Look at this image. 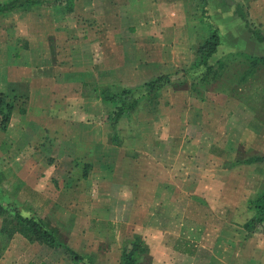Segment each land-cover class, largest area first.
<instances>
[{
    "label": "rangeland",
    "instance_id": "obj_1",
    "mask_svg": "<svg viewBox=\"0 0 264 264\" xmlns=\"http://www.w3.org/2000/svg\"><path fill=\"white\" fill-rule=\"evenodd\" d=\"M125 1L98 5L104 16L116 10L107 26L85 0L72 12L0 15V87L36 79L31 97L3 93L13 107L0 129V264H120L135 238L147 248L137 264H264V225L243 229L264 187V161L244 163L264 156V39L253 35L264 38V0L158 4L155 22L149 0L133 14ZM170 8L190 18L169 20ZM213 29L209 70L196 50ZM159 75L169 83L133 109L102 97Z\"/></svg>",
    "mask_w": 264,
    "mask_h": 264
},
{
    "label": "trees",
    "instance_id": "obj_2",
    "mask_svg": "<svg viewBox=\"0 0 264 264\" xmlns=\"http://www.w3.org/2000/svg\"><path fill=\"white\" fill-rule=\"evenodd\" d=\"M75 0H5L0 2V15L17 11L19 9H24L26 7L33 6H44V7H63L65 9H71L73 7ZM245 25L249 26L248 22L245 21ZM260 33V32H259ZM258 33V30L253 33L257 36L259 41L264 38L262 34ZM220 44L219 33L217 29H213L209 36L198 46L197 55L200 59L202 65L211 70L212 66L208 64L207 59L212 56L218 45ZM170 78L168 75H159L151 80L144 82L141 86L135 89H123L119 92H111L108 89H102V97L104 100L125 103L128 105L129 109H133L139 101V97L146 94L152 93L156 90L161 89L164 85L169 83ZM136 92L137 95L133 97V93ZM128 99L129 102H125ZM13 107L11 101H7L6 96L0 93V129L6 130L7 124L9 122L10 113ZM124 113L122 104L118 105L114 111L112 124L115 125L117 120ZM264 161V156H250L244 160V163L262 162ZM249 207L253 211L252 216L243 223V229L247 233L256 231L264 225V187L259 191V193L252 199L249 200ZM6 213L7 210L0 205V214ZM15 217L18 221H21L26 229L37 232L44 240L46 244L57 245L60 244L55 240L53 235L47 231L40 222H36L32 218H27L22 216L18 211L15 212ZM38 236V237H39ZM65 251L71 255L75 260L84 261V257L77 254L75 251L68 247H65ZM147 252V248L144 244L140 242L139 239H134L122 249L121 253V263L120 264H137L139 258ZM1 256V253H0ZM88 264H91L90 260H86Z\"/></svg>",
    "mask_w": 264,
    "mask_h": 264
},
{
    "label": "crops",
    "instance_id": "obj_3",
    "mask_svg": "<svg viewBox=\"0 0 264 264\" xmlns=\"http://www.w3.org/2000/svg\"><path fill=\"white\" fill-rule=\"evenodd\" d=\"M85 1L88 2L87 5H86V10L88 11L90 9L88 15L91 17V19L100 21L101 24H102V26H107L106 25L107 23H105V21L106 22H110V21L115 20V17H116V13H115L116 10L115 9L111 13H107L106 16H104L105 14H103L102 12H100V11H102V7L101 6L103 5V0H85ZM96 1H99V2L96 3ZM129 1L130 0H126L125 2H128V5L131 6V7L130 6H127L128 7L127 8L128 9V12H131V13H132V9L134 10V8L132 7L133 5H135L136 3H138L139 6H141V4L143 2V0H131L130 3H129ZM148 2L150 3V5H153V6L155 5L154 7L150 6L148 8L149 9L148 10V14L151 16L150 17L151 18L150 20H152L154 22L157 21L158 16L160 14H162L161 13V10H160L161 8L158 7L159 6L158 4L170 5V6L173 5V7H175V6H181L180 7V10L181 11H183L184 9L186 10V5L193 6V3H192L193 0H192V2L189 1V0H153V1L152 0L150 1L149 0ZM98 5H100V7H99L100 8V11L99 12H97ZM56 8L57 9H61L59 7H55V9ZM141 10L142 9L139 8V11H141ZM168 10H170L169 11L170 15L168 17L169 20H185V19L188 20L190 18V17L189 18L187 17V13L186 12L183 13V15H184L183 17H181V16L180 17H176L174 15L175 12H173L172 8H170ZM165 11H166V9H165ZM71 12H72V9H71ZM71 12L69 11V13H71ZM188 15H189V13H188ZM130 20H134V18L133 17H130ZM23 80H26V82L25 83H19V82H17V83H15L13 85L12 84H5L4 86H1L0 87V93H4V92L7 91V89H9L11 87H14L15 89L19 88L20 90L23 91V92L21 91L23 94L30 95V97H31L32 96V93H34V92H31L30 90L32 88L33 89L35 88V84H36L35 83V80L36 79L33 80L32 78H25L24 77ZM17 81H20V80H17ZM26 83H28L29 86H27ZM48 89H49L48 84H44L43 86L40 87V90L39 91L44 92L46 90V93H44V94H47L48 91H49ZM52 107H53V105H52ZM194 196H196L195 192H193V194L190 195L191 198L194 197Z\"/></svg>",
    "mask_w": 264,
    "mask_h": 264
}]
</instances>
